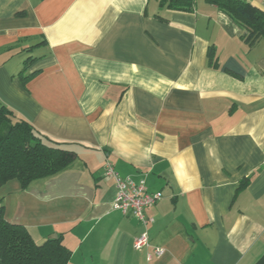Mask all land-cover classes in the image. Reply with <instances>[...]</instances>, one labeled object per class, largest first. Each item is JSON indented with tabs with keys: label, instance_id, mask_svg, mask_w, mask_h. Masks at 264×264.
<instances>
[{
	"label": "crops",
	"instance_id": "obj_1",
	"mask_svg": "<svg viewBox=\"0 0 264 264\" xmlns=\"http://www.w3.org/2000/svg\"><path fill=\"white\" fill-rule=\"evenodd\" d=\"M242 1L264 14V0ZM158 2L0 0V106L75 153L25 190L1 186L2 217L36 244L61 238L68 264H255L264 254V40L250 45L204 0L183 13ZM27 58L36 75L23 86ZM106 164L161 193L143 210L150 223L113 211ZM143 232L148 247L136 250Z\"/></svg>",
	"mask_w": 264,
	"mask_h": 264
},
{
	"label": "trees",
	"instance_id": "obj_2",
	"mask_svg": "<svg viewBox=\"0 0 264 264\" xmlns=\"http://www.w3.org/2000/svg\"><path fill=\"white\" fill-rule=\"evenodd\" d=\"M196 0H159V8L171 11L191 12ZM229 16L243 29L245 41L254 44L264 40V14L257 7L242 0H204ZM210 47L207 51V65L217 68V62ZM34 59L23 61L19 79L23 86L36 74H26ZM75 159V153L63 148L62 143L52 141L36 131L28 122L13 111L0 106V187L16 180L21 190L31 182L53 177L63 172ZM248 185V179L241 181L239 190ZM3 207H0V264H68L71 253L62 245L61 238L46 239L36 244L24 227L5 221ZM255 264H264V254Z\"/></svg>",
	"mask_w": 264,
	"mask_h": 264
},
{
	"label": "built area",
	"instance_id": "obj_3",
	"mask_svg": "<svg viewBox=\"0 0 264 264\" xmlns=\"http://www.w3.org/2000/svg\"><path fill=\"white\" fill-rule=\"evenodd\" d=\"M103 177L107 180H112L114 187V197L112 199L113 211L120 212L122 215L130 214L135 220L143 226L150 223L151 220L147 219L144 215L145 209L154 206L160 201L162 195L160 192L153 193L152 195L146 192L144 186L145 181H133L130 178H121L115 173L113 168L106 164L103 169ZM146 232L138 236L134 243L136 250L148 247V237ZM162 253L161 249H155L153 254L158 257ZM148 256V260H150Z\"/></svg>",
	"mask_w": 264,
	"mask_h": 264
},
{
	"label": "water",
	"instance_id": "obj_4",
	"mask_svg": "<svg viewBox=\"0 0 264 264\" xmlns=\"http://www.w3.org/2000/svg\"><path fill=\"white\" fill-rule=\"evenodd\" d=\"M51 239H56V237H55V236H52ZM51 239H50V240H51Z\"/></svg>",
	"mask_w": 264,
	"mask_h": 264
}]
</instances>
